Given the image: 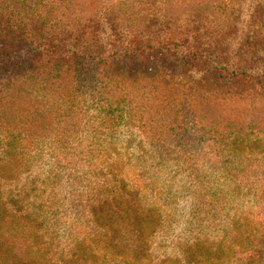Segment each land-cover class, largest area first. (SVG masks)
Returning <instances> with one entry per match:
<instances>
[{
  "label": "trees",
  "instance_id": "trees-1",
  "mask_svg": "<svg viewBox=\"0 0 264 264\" xmlns=\"http://www.w3.org/2000/svg\"><path fill=\"white\" fill-rule=\"evenodd\" d=\"M55 1L59 16L50 0H0V264H176L175 247L169 260L156 246L172 221L145 195L157 187L158 198L168 200L167 175L181 165L189 172L187 189H197L186 235L197 237L187 254L236 244L242 264L264 262V163L255 164L264 136L263 2L249 3L242 24L240 0H152L159 10L143 40L141 3L133 0L112 25L117 31L119 19L124 35L105 42L93 34L98 7L83 22L76 8L85 0ZM259 15L260 26L249 24ZM88 97L97 116L82 133L79 112ZM121 122L148 144L152 161L131 157L121 175L113 173L91 197L95 191L86 192L90 179L78 171L83 152L75 142L96 145ZM50 142L52 150L40 148ZM53 150L57 166L43 192L77 157L79 180L70 179L76 185L59 208L78 215L95 207L90 216L81 214L90 229H70L73 244L63 242L68 229L59 219L65 216L52 212V218L37 184L26 186L9 172L12 156L28 163ZM132 166L128 176L125 169ZM222 170L249 187L257 203L256 217L237 215L232 232L217 207L229 202L218 200L213 189ZM211 233L218 240L205 250ZM180 259L186 263V255Z\"/></svg>",
  "mask_w": 264,
  "mask_h": 264
},
{
  "label": "rangeland",
  "instance_id": "rangeland-1",
  "mask_svg": "<svg viewBox=\"0 0 264 264\" xmlns=\"http://www.w3.org/2000/svg\"><path fill=\"white\" fill-rule=\"evenodd\" d=\"M50 1L54 3V7L58 15L60 9L58 2L55 0ZM253 1L255 0H240V2H242L243 4V16L240 19V22L242 24H245V16H249V14L245 13L247 12V6ZM129 2L133 4V0H85V3H83L81 7L79 5L76 8V11L79 10L78 15L79 17H82L84 20L83 22H85V20H87L89 16L92 15L93 8L98 7V9L96 10L98 12L97 22L96 20L94 21L96 32H94L93 34H95V36L97 37H103V40L105 42H113L119 36L124 35L120 34L121 30H119V19L117 31L114 29L115 26L113 27L112 25L116 23V17L119 16V13H121V11L123 10L124 5L126 4L128 6ZM260 2H263L264 4V0H260ZM139 3H141L138 5L141 11L140 16H138L140 18L141 24L140 36L143 37V40H146L149 27H151V24H153V19L156 20L154 16L157 15L159 4L157 6V3H154V1L152 2V0H150V2L149 0H139ZM260 18V15L256 16V18L254 20H251L250 23L248 20V23L252 26H260L258 24ZM247 28H249V25L247 26ZM90 29L91 28L88 29V34H91L92 36ZM135 29L139 30V27H135ZM248 56L250 57V52L248 53ZM246 65H248V63ZM93 98L88 97L85 103L83 102L84 106L79 112L80 121L83 117L80 124L82 126V133H84L83 128L89 127L88 120L93 121V118L97 116L96 105L92 103V101H94L95 99ZM99 137L100 138L98 139L96 145L92 144L90 145V147L88 145V142L84 141L83 144H80V141L75 142L76 146H78L75 149L80 151L82 150L81 152H83V156H81L82 159H80V161H82L80 163L82 164H78L81 166L78 168V171L80 172V174H82V176L85 174V176L83 177L84 179H90L88 181L90 185L86 187V192L89 189L93 192L95 191V194H93L91 197H96L99 193H101L98 191L99 188L108 184V180L111 179L110 177L113 173L116 174L117 172H120L119 174L121 175L124 164L127 165L128 160L130 161L131 157L136 155L139 159H142L141 155H144V161H147V159L149 158L150 162L152 161L151 157L153 154L152 150L150 151L148 144H146L145 141L141 137H139L135 130H132L129 127V124H125L124 122H121V124L116 128V131H110L108 135L101 134ZM92 146L97 148L94 152L91 149ZM40 148H44V150L48 152L49 150H52L54 148V143L50 142L46 145L41 144ZM256 149H258V158L255 164L259 165L261 163H264V136L258 139ZM33 154H36V151H34ZM55 156L56 153L53 150V152L44 154L43 156H33L29 159L28 163H21V157L14 158V156H12L10 158L11 168L9 169V172L13 173L12 178L18 181L22 180V182H24L26 186H32L34 183L37 184L36 186L40 188V191L37 194L43 199V201L45 202V206H49V208L47 209L48 212H51L52 218L54 215H56L57 217L65 216L63 220L59 219L61 223L63 222V228L65 229V227H67L66 230L68 229L67 231H62V235H65V237H63L62 239L65 244H73V238H69V232L71 234V230H74L75 232H78V234H80L81 228L83 226L85 228H89V218H85L81 214L85 212L87 216H90L92 210H94L95 207H93L91 211H89V209L86 211L83 210L82 212L78 213V215L76 214L75 210L70 211L67 206H61L59 208L60 204L63 205L62 202L65 199V196L71 195L69 191L74 189L76 185V183L70 179L76 178V173H74L76 172L74 165L77 157H75L74 160L70 162V164L66 163L64 165V175L60 182H58L57 179L49 181L46 191L43 192L44 186L46 184L45 180L47 181V175L50 174V171L55 170L57 166V158H55ZM138 158H135L136 162ZM148 166L150 165L148 164ZM134 169L135 168H133V166L130 168H126V174L130 176L131 170ZM181 169V171L177 172V168H173V171L170 173V175H167L168 180L166 181V183H168L167 188L169 189V191L168 195H166V198L168 200L164 201V198H158L160 191H158L157 187H154L149 195H145L147 202H150L149 204H151L153 207L156 205L158 206V208H163L164 219L166 220V222L171 220L173 224L170 233H166L165 237L162 238L164 239L162 242L160 237L165 234V229H162L160 231L158 237L160 238V240L157 239V249L159 248V246H162L161 252L163 254H166L168 259L171 260L175 247L177 253L174 257V262L176 264H242V261L235 255L238 248V245L235 246L236 244H234L233 247H229L227 246V244L225 247L218 251L209 249L214 245V240H218V238L214 237L213 233H211L210 239L207 238V247L205 244L204 248L205 250H209L203 256H189V254H187L190 248L193 251V246H195V238L197 237V233L186 236L188 223L190 220V212L193 206V199L195 197V194L197 193V189L193 188L192 186L191 189H187V187L190 185L187 178L189 172L187 171V169L183 171L184 165H181ZM260 175L261 178H264V170ZM129 179H131V177ZM76 180H79V178H76ZM161 181L162 178H159V184ZM215 182L216 183H214L213 189L216 198H219L218 200H220L221 202H229L226 206H217L219 210V216L224 219V227L228 228L229 223H231L232 232L235 227L234 218L237 217V215H242V220L246 215H252L256 217V215L252 214V210L257 206V203L255 202V197L250 193L249 187L244 188L238 181L231 178V175H224V170H222L220 175L217 176ZM96 203L97 199L94 198V204ZM169 209L173 210L174 214H170V216L167 217V210ZM52 212L56 213L52 215ZM250 220L256 222L255 218ZM250 226L254 227L255 225L250 224ZM52 227L56 228L55 225ZM66 236L68 238H66ZM83 237H88V235H85ZM157 251L158 250H156V252ZM181 255H186V263L180 259ZM149 264H154V262H151ZM247 264H264V262H248L247 260Z\"/></svg>",
  "mask_w": 264,
  "mask_h": 264
}]
</instances>
